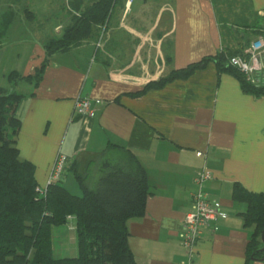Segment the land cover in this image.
<instances>
[{
	"label": "crops",
	"instance_id": "obj_1",
	"mask_svg": "<svg viewBox=\"0 0 264 264\" xmlns=\"http://www.w3.org/2000/svg\"><path fill=\"white\" fill-rule=\"evenodd\" d=\"M105 30L101 46L95 37L47 57L44 43L25 71L14 69L34 74L47 60L42 78L19 92L20 157L35 164L45 189L61 154L66 185L76 160L87 166L110 155L130 167L133 153L150 189L145 213L128 223L138 264H185L179 226L206 166L212 178L204 189L227 216L203 228L191 264H245L254 229L242 216L247 203L232 194L235 183L264 192V95L247 91L213 60L188 78L145 87L205 57L245 51L264 37V0H123ZM4 54L1 43L0 72ZM81 95L90 101L89 115L74 112Z\"/></svg>",
	"mask_w": 264,
	"mask_h": 264
},
{
	"label": "trees",
	"instance_id": "obj_2",
	"mask_svg": "<svg viewBox=\"0 0 264 264\" xmlns=\"http://www.w3.org/2000/svg\"><path fill=\"white\" fill-rule=\"evenodd\" d=\"M122 1L70 0V23L63 26L60 36H52L45 42L47 57L85 40L99 38ZM25 10L29 17H34L33 10L29 7ZM14 16L12 10L3 15L0 44ZM243 52L244 49L222 51L205 57L150 82L145 89L188 78L195 69L213 60L220 70L237 75L247 91L263 96L264 84L251 83L239 68L230 65L231 57ZM46 63L47 60L43 61L34 74L13 70L8 75L11 88L0 85V264H138L129 244L128 223L145 213L150 189L147 170L133 153L130 167L96 156L82 171L81 161L76 160L70 170L83 190L82 195L71 192L60 178L51 181L45 192L39 191L35 164L20 157L16 136L21 121L16 109L24 94L17 92L15 86L19 81L40 80ZM232 195L235 200L247 203L242 216L245 225L254 229L245 264L264 260V192H253L235 183ZM70 217L76 218L78 255L56 257L53 226L67 224Z\"/></svg>",
	"mask_w": 264,
	"mask_h": 264
},
{
	"label": "rangeland",
	"instance_id": "obj_3",
	"mask_svg": "<svg viewBox=\"0 0 264 264\" xmlns=\"http://www.w3.org/2000/svg\"><path fill=\"white\" fill-rule=\"evenodd\" d=\"M69 1L0 0V23L7 11L12 10L15 12L10 30L2 41V46L5 48V59L2 63V72H0L1 84L11 88L12 83L4 73L14 69L21 72L25 71L26 67L31 64L34 53L41 49L49 38L61 35L57 26L66 27L71 19ZM26 7L34 11V17H29L25 10ZM29 89V84L25 81H19L16 86L18 92H26ZM106 159L112 161L110 155ZM86 161L84 160L83 166H81L82 171H85ZM67 175L69 176V182L65 186L74 194L82 195L83 190L73 172L69 171L64 177L66 178ZM90 181L92 182V180ZM52 237L56 257H74L78 255L75 217L72 220L70 219L67 224L53 226Z\"/></svg>",
	"mask_w": 264,
	"mask_h": 264
},
{
	"label": "built area",
	"instance_id": "obj_4",
	"mask_svg": "<svg viewBox=\"0 0 264 264\" xmlns=\"http://www.w3.org/2000/svg\"><path fill=\"white\" fill-rule=\"evenodd\" d=\"M128 3L133 0H127ZM106 38L105 26L103 27L98 39L101 46ZM230 65L239 68L246 76L248 81L259 86L264 84V37L255 38L242 54L235 55L230 59ZM77 115L85 116L91 114L90 101L87 97L79 96L76 100L75 111ZM67 157L59 155L53 166L49 183L60 178L65 167ZM212 178V172L204 166L195 177L197 188L193 192L192 205L186 212L181 225L179 226V237L182 245L187 251L185 264H191L195 254V245L201 237L204 227L213 226L215 222L226 217L227 213L222 209L220 201L208 198L205 191V182ZM48 183V184H49ZM45 192L46 189L38 188Z\"/></svg>",
	"mask_w": 264,
	"mask_h": 264
},
{
	"label": "water",
	"instance_id": "obj_5",
	"mask_svg": "<svg viewBox=\"0 0 264 264\" xmlns=\"http://www.w3.org/2000/svg\"><path fill=\"white\" fill-rule=\"evenodd\" d=\"M263 241H264V234H263V237H262Z\"/></svg>",
	"mask_w": 264,
	"mask_h": 264
}]
</instances>
